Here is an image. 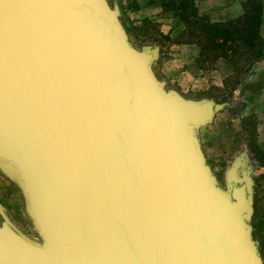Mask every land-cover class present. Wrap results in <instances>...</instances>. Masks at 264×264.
Segmentation results:
<instances>
[{
	"label": "water",
	"instance_id": "95a60500",
	"mask_svg": "<svg viewBox=\"0 0 264 264\" xmlns=\"http://www.w3.org/2000/svg\"><path fill=\"white\" fill-rule=\"evenodd\" d=\"M106 0H0V163L41 240L0 224V264H264L250 184L197 136L220 104L167 91Z\"/></svg>",
	"mask_w": 264,
	"mask_h": 264
},
{
	"label": "rangeland",
	"instance_id": "374dc122",
	"mask_svg": "<svg viewBox=\"0 0 264 264\" xmlns=\"http://www.w3.org/2000/svg\"><path fill=\"white\" fill-rule=\"evenodd\" d=\"M139 52H154L152 70L167 91L187 99H212L220 104L217 125L220 134L206 145L218 154L205 153L200 131L214 119L196 128L202 151L217 185L230 194L233 185L248 182L252 208L246 222L264 262V56L251 69L244 58H215L206 48L196 16L206 15L213 23H224L244 14L248 0H106ZM264 46V8L260 31ZM202 44L204 46H202ZM239 67V69H238ZM241 67V68H240ZM215 114V116H216ZM215 118V117H214ZM35 240H41L27 210L22 188L0 163V220Z\"/></svg>",
	"mask_w": 264,
	"mask_h": 264
},
{
	"label": "trees",
	"instance_id": "16d2710c",
	"mask_svg": "<svg viewBox=\"0 0 264 264\" xmlns=\"http://www.w3.org/2000/svg\"><path fill=\"white\" fill-rule=\"evenodd\" d=\"M264 0H248L244 2V14L224 23L210 22L206 15L196 16V21L200 22L202 35L205 42L203 51L206 48L215 58L230 56L226 50H230L232 58H244L245 67L240 69V74H244L254 63L264 56V46L260 34L262 25V11ZM241 68V67H240ZM239 69V67H238ZM262 252H264V242H262Z\"/></svg>",
	"mask_w": 264,
	"mask_h": 264
},
{
	"label": "crops",
	"instance_id": "0c3cea01",
	"mask_svg": "<svg viewBox=\"0 0 264 264\" xmlns=\"http://www.w3.org/2000/svg\"><path fill=\"white\" fill-rule=\"evenodd\" d=\"M260 62L262 64V62H264V60L258 61L257 63L260 64ZM212 99H214V98H212ZM217 118H218V116L216 114L213 123L209 127H205L204 129H201V131H200V138H201L200 141L202 142V147H203L205 153L207 154V156L208 155L210 156L213 154L217 155L218 151H219V149L217 148L218 144H215L216 146H209V145L205 144L206 142H208V140H213L214 138H216V136H218V134H220L219 132L221 129L217 125V123H218Z\"/></svg>",
	"mask_w": 264,
	"mask_h": 264
},
{
	"label": "flooded vegetation",
	"instance_id": "af4514ba",
	"mask_svg": "<svg viewBox=\"0 0 264 264\" xmlns=\"http://www.w3.org/2000/svg\"><path fill=\"white\" fill-rule=\"evenodd\" d=\"M3 220H0V224H2Z\"/></svg>",
	"mask_w": 264,
	"mask_h": 264
}]
</instances>
